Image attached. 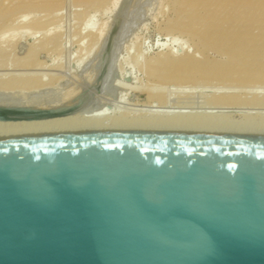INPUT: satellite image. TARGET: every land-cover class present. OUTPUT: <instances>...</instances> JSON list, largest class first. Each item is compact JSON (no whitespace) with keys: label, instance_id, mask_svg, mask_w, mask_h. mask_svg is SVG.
Wrapping results in <instances>:
<instances>
[{"label":"water","instance_id":"95a60500","mask_svg":"<svg viewBox=\"0 0 264 264\" xmlns=\"http://www.w3.org/2000/svg\"><path fill=\"white\" fill-rule=\"evenodd\" d=\"M72 111L0 107V122ZM0 264H264V138L0 140Z\"/></svg>","mask_w":264,"mask_h":264},{"label":"bare ground","instance_id":"6f19581e","mask_svg":"<svg viewBox=\"0 0 264 264\" xmlns=\"http://www.w3.org/2000/svg\"><path fill=\"white\" fill-rule=\"evenodd\" d=\"M32 3H35L34 0H17V2L9 0L7 3L0 4V41L5 40V37L12 30L17 29L14 28L16 24L18 28L22 24L23 26L20 28L23 27L25 29V27H28L26 28L27 30L33 29L37 32V28L44 21L50 20L49 17L52 14L46 15L45 19L43 17L28 18V14L26 13L30 11L29 9L35 10L38 7ZM183 3L187 11L195 15L193 17L195 19L191 18L192 20L189 24L192 27L191 29L197 26L203 28L213 26L218 28L221 21H223V25L227 24L225 27L231 28L235 25V22H239L240 20L251 22V18L254 16L251 14L256 15V21L261 20L264 16V0H216V2L193 0L190 2L184 1ZM23 5L24 7L28 5V9L22 8L21 6ZM34 13L36 12L34 11ZM34 13H32V16ZM199 14L205 15V17L198 16ZM24 25L26 26L24 27ZM244 27L236 32V37H233V35L229 37L228 34H224L227 31L222 27L216 31L221 37L210 36L212 40L209 46L213 47V49L222 51L221 49L227 46L228 54L224 55L225 58L219 62L208 61V58L199 59L197 53H194L193 56H179L185 51V48L176 44L177 38L167 35V40L159 41L156 44L158 51L161 53L156 59L151 60L150 63L153 67L150 68V72L155 74L160 70L159 72L166 73V76L168 74L174 80L183 81V84L184 81L192 79V76L198 75V73L204 79V82H210L212 78H216L215 80L222 83L228 79L226 75L230 74L232 76L237 75V78L242 83L244 82L243 84L245 85L240 83L242 85L240 87L224 85L202 86L205 89L209 88L212 92V95L209 94L211 96H208V100L204 97V101L207 100L208 103L207 101L205 102L210 105L206 106V104L205 107H195L196 105L193 106L195 102L191 100L193 102L192 105V102L188 99L182 100L183 102L180 103L177 102V104L176 100L172 99L175 104L172 106L169 102L171 99H168L169 96L165 98L168 95L167 93L165 97L160 95L161 98L164 97L166 99L164 100L165 102L160 103L162 105H158L157 101L152 102L150 105H139L130 101L127 102L124 100V97V99L121 97V99L119 98L120 100L118 98L115 100L128 106L124 107L122 105L120 107V104H115L116 107L114 109L110 107L112 103L109 104L108 108L105 106L106 102L94 105L95 96L93 97L89 91L92 88H100L102 83H105V79L109 74L108 71L112 72L113 68H115L114 63L119 62L118 60H114L113 56L115 44L113 42L108 43L104 53L99 58H88L93 47L97 44L96 39L100 36V32L90 30L88 34L91 38H94L92 42L90 40L92 44L91 48L86 51V48L83 49L85 45L80 43L76 51L78 54L84 51L87 52L85 53L87 55L86 58L82 55L81 58L84 57L83 59L80 58L82 60H79L80 64L76 62L78 65L72 68L61 65L56 66L51 62L53 61L52 56L55 54L59 55L64 47L60 41L59 34L52 33L53 29L52 32L51 29H46L43 32L44 34L42 33L45 35L44 39L40 40L39 38L38 42L31 44L22 53L21 57L11 58V53L7 55V50H1L0 107L37 109L73 108V111L64 117L49 120L0 122V140L95 132H147L264 138V85L262 84L264 82V64H262V58H258L254 52H251L253 47L256 46L255 42L259 39L254 36L256 34L254 27L252 28L253 30L246 27V25ZM34 32L31 31L33 34ZM200 34L201 32L194 36L192 35V39L197 37L200 42L201 39L198 37ZM8 46H11V44ZM209 46L203 45L205 48ZM189 51L188 49V54ZM256 64L257 66H255ZM160 74L162 75L163 73ZM67 75H71L75 81L65 84L64 81ZM193 77L195 78V76ZM90 85H92L91 89L87 90V87ZM157 87L159 86L157 85ZM152 88L154 91L159 89L162 92L166 91L167 87ZM179 88L173 89L179 90ZM149 95L151 96V94ZM200 103L202 104V102ZM200 103L197 106H201ZM212 104L213 106H211ZM235 104L251 106L249 107L250 112L247 110L243 112V116L246 117H243L244 119L241 122L232 120L233 118H231L230 113L232 114L233 111L229 110L248 107H233L232 105ZM226 105H230L231 107H226ZM196 108H201L204 111L201 109L198 111ZM217 108H221V111L222 109H227L228 111H215Z\"/></svg>","mask_w":264,"mask_h":264},{"label":"rangeland","instance_id":"374dc122","mask_svg":"<svg viewBox=\"0 0 264 264\" xmlns=\"http://www.w3.org/2000/svg\"><path fill=\"white\" fill-rule=\"evenodd\" d=\"M8 1L9 0H0V4L7 3ZM13 1L17 2V0ZM184 1L190 2L193 0H34V2L37 4H32L38 7H36L35 10L29 9L30 13H26L28 14V18H46V15L49 16L52 14L49 17L50 20L44 21L41 26L37 28L38 34L36 30H27L26 28L28 27H25L26 25H24L25 29H23V27L20 28L21 26H23L22 24L21 26H19V28L16 24V27L14 28L17 29L12 28L14 30H12V32H10V34L5 37L6 39L0 41V52L7 50V55L11 53V58L21 57L23 55L22 53L31 44H33L34 42H38L39 38L40 40L44 39L45 35H43V32H45L46 29H51V32L53 29L52 33L59 34L60 41L62 42L64 48L59 53V55L55 54L53 55L54 57L52 56L53 59H51L53 61L51 62L56 66L61 65L63 67L72 68L80 64V61H82L81 59H83L84 56V58H86L87 55H85V53L87 52L84 51L83 53L78 54L76 53V51L79 47L78 44L80 43L85 45L83 49L86 48V51L91 48V42L94 38H91L88 32L90 30H93L96 32H100V36L96 39L97 44L93 47L92 52L89 54L90 57L88 56V58H99V56L104 53L106 45L113 42L115 44L113 52L114 60L119 61L114 63V67L116 69L113 68L114 70L112 69V72H110V70L108 71L109 74L107 73L108 76L106 75L108 78L106 77L105 83H102L101 85L102 87L100 86V88L98 89H91L92 85L87 87V90L91 89L89 93H91L93 97L95 96L94 105L99 103L104 104L106 102L105 106L107 108L110 103H112L110 105L112 109L116 107L115 104H120V107H122V105L124 107H127L128 105L118 103L116 101L117 98L121 99V97H124L125 99H123L125 101H130L134 104L150 105L152 104V102L157 101L159 105L160 103H163L164 100H166L164 99V97L168 93L167 97L165 98H168L169 96L168 99H171L169 102L172 106L175 105V100L177 104V102L180 103L188 99L190 100V102H195L194 105L192 102L193 106L196 105L195 107H205V105L208 103V96L210 97L212 95V92L209 88H203L204 86L206 87L214 85H224L240 87L244 82L242 83L241 80L237 78V75L232 76L230 74L228 76L226 75L228 79L226 81L224 80V83L215 80L216 78H212L210 82H204V79L201 78L198 73V75H193L195 76V78L192 76V79H190L192 80L191 82H189L190 80H187L184 81L183 84V81L181 82L180 80H174L170 78L168 74L166 76V73L164 74V72H159L160 70L156 72L157 75L156 73H151L150 68L153 67V65L150 63L151 60L156 59L161 53L158 51L156 44L159 41L167 40L166 36L170 35L171 37L177 38L176 44L178 46L185 48V51L179 56H193L194 53H197L199 59L208 58V61L213 60V62H219L225 58L224 55L228 54L227 46H224V48L221 49L222 51L213 49V47L209 46L212 40L210 36H214L216 38L218 36L221 37L216 31L222 27L227 31L226 33L224 32V34H228L229 37H231L230 35L236 37V32L242 28H245L244 25H246V27L251 30H253L252 28L254 27V30L256 32L254 36L259 38L255 42L256 46L253 47L251 52H254L256 54L255 56H257L258 58H262V64H264V16L261 20L256 21V15L251 14L254 15L251 18V22L240 20L239 22H235V25L231 28L225 27L227 24L223 25V21H221L220 27L218 28L213 26L205 28L197 26L196 28L191 29L192 27H190L189 24L192 19H195L193 18L195 15H192L187 11V9L185 8V4L183 3ZM210 1L216 2V0ZM25 6L26 7H24L23 5L21 7L24 9H28V5ZM34 11L36 13H34ZM32 13H34L35 15L33 14L32 16ZM198 16H202L203 18L205 17V15L203 14H199ZM31 31H35L36 34L35 32L34 34L31 33ZM200 32L201 34L198 35V37L202 40V42L200 40L201 43L199 42L197 37H195L196 39H192L195 34H198ZM203 42L209 47H203ZM9 44H11V46H8ZM188 49L190 50L189 54L187 53ZM82 55L84 56L81 58ZM76 62H78V64H76ZM255 66H257V64ZM160 73L163 74L161 75ZM164 75L168 78L165 79L166 77ZM197 77L198 79H196ZM72 81L74 82L75 79L71 75H67L65 77L64 83L67 84L68 82L71 83ZM262 84L264 85V82ZM157 85L159 87H167L166 91H162L163 93L159 91V89L154 91L152 87L159 88L157 87ZM173 88H179L180 91ZM148 90L150 91L148 92ZM149 94H151V96ZM241 94L244 95L243 93ZM160 95L164 97L161 98ZM204 97L205 99H207L205 100L207 101V103L204 101ZM200 102H202V104ZM199 103L201 104V106H197ZM206 106L210 105L207 104ZM211 106H213V104ZM227 106L230 105H226V107ZM232 106L248 107L242 109L233 108L229 110L233 111L232 114L230 113L231 118H233L232 120H236L237 122H241L246 117L243 116V112H246V110L250 112L249 107H251L250 105L244 106L236 104ZM196 109L200 111L199 109L201 108ZM216 110L218 112H222L224 109H222L221 111V108H217L215 109V111ZM238 110L239 112L237 113Z\"/></svg>","mask_w":264,"mask_h":264}]
</instances>
